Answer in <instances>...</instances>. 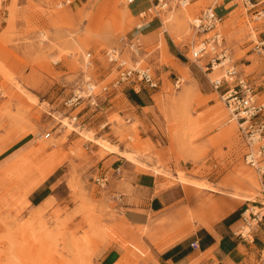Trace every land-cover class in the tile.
Instances as JSON below:
<instances>
[{"label": "rangeland", "instance_id": "374dc122", "mask_svg": "<svg viewBox=\"0 0 264 264\" xmlns=\"http://www.w3.org/2000/svg\"><path fill=\"white\" fill-rule=\"evenodd\" d=\"M129 1L89 0L77 7L58 6L56 0H0V264H160L145 229L169 245L202 227L199 219L219 214L210 207L221 202L236 204L230 212L239 207L264 213L258 207H264V176L246 164L237 124L226 123L229 113L209 72L189 59L198 39L191 20L212 0H191L186 9L172 6L142 29L137 8L153 0ZM221 4L226 46L264 101V53L253 49L264 39V17H255L241 0ZM113 47L128 65L149 67L159 88L121 83L98 99V107L87 101L65 105L87 81L101 86L117 78L115 65L112 70L104 57ZM134 89L154 94L161 118L157 144L119 113L104 117L114 90L120 97ZM89 118L94 123L85 126ZM107 121L114 122V136L127 149L158 159L148 167L128 152L145 177L163 181L148 182L149 189L127 187L116 177L118 168L112 189L111 173L97 169L109 151L86 139L111 144ZM105 174L108 181L101 185L96 179ZM169 189L177 191L173 204L152 214L148 226L127 221L123 197L150 198ZM187 223L191 227L183 233Z\"/></svg>", "mask_w": 264, "mask_h": 264}, {"label": "crops", "instance_id": "0c3cea01", "mask_svg": "<svg viewBox=\"0 0 264 264\" xmlns=\"http://www.w3.org/2000/svg\"><path fill=\"white\" fill-rule=\"evenodd\" d=\"M88 1L74 0L73 5L78 7ZM150 6H139L137 8L139 9L138 14ZM167 21L169 22L170 19ZM146 25L147 23L145 22L140 26L137 25V28L142 29ZM173 43L179 50L174 41ZM111 94L110 102L106 103L105 106L106 113L104 117L106 119H108L110 112L115 111L126 120L129 126L136 123L137 131L143 139L149 138L155 144L161 141L159 132V129H161V118L157 114L154 94L142 89L128 90L127 93L122 94L120 97H118V91L116 90ZM82 118L84 119V115H82ZM107 122L110 129L106 133H110V142L119 151L106 152L104 156H101L97 169L99 168L102 173H111L112 189H114V170L118 168L121 169V172L117 173V179L124 181L123 184L125 186H127L126 183H130L132 188L149 189L148 182L162 180L158 176H155L154 179L145 177L144 173L146 172H143L137 163L129 160L123 152L132 153L139 162L146 164L148 167L158 165V159L153 156H145V154L137 155L134 150L127 149L125 144L114 136V122ZM92 123H94L93 119L89 118L85 126ZM98 149L97 147L96 150ZM127 187L126 189H128ZM176 193V190L169 189L150 198L136 194L123 197L122 200L127 203L123 212L125 218L130 224L144 228V226L150 224L152 214L165 213L168 210L170 205L173 204L171 202ZM235 206L236 204L233 202H221L219 205L210 207L212 210L220 211V213L214 217L207 216L199 219L200 223L203 224L202 227L189 234L187 233L188 235L184 234L183 238L180 237V240L169 245L159 241L155 235L149 234L148 229H145L144 234L149 237L152 244L149 247V251L160 264H264V216L251 234L242 236L240 231L244 223L242 218L243 211L238 207L230 212L231 208L233 209ZM258 207L264 209L263 206ZM190 227V224H185L183 233ZM194 241L198 242V248L191 247V243Z\"/></svg>", "mask_w": 264, "mask_h": 264}, {"label": "built area", "instance_id": "2783aa9c", "mask_svg": "<svg viewBox=\"0 0 264 264\" xmlns=\"http://www.w3.org/2000/svg\"><path fill=\"white\" fill-rule=\"evenodd\" d=\"M58 6L70 5L74 0H56ZM130 0L129 2H131ZM191 0H154L152 5L143 10L139 16L143 23L149 18H160L165 10L175 7H186ZM246 10H253L255 17H264V0H241ZM221 0H212L211 4L200 14L194 16L191 20V27L198 39L191 47V56L189 59L197 64L203 72L207 74L213 88L220 92V97L225 104L229 116L227 123L236 121L238 131L244 142V159L248 166L253 168L261 178L264 176V101L258 97L255 87L248 80L247 76L239 69L237 61L233 58L230 49L226 46L224 34L220 28L223 16L217 12V7ZM142 23V24H143ZM2 20L0 18V26ZM142 24H139L142 25ZM254 51L263 55L264 39L257 40L254 45ZM104 57L114 69L118 71L117 78L110 84L101 85L94 81H87L83 86H78L72 96L65 101L68 107H76L84 101L92 107H98V99L110 91V87L117 88L121 83H128L147 90H156L159 88V77L149 68L142 67L135 63L128 65L123 60L121 51L118 48H110L104 51ZM219 68V77H210V74ZM183 79L178 77L175 86L180 88ZM74 123L78 120V115L71 116ZM107 124H104L105 127ZM51 133H47L49 138ZM99 184L105 185L108 176L105 174L96 179ZM250 212L249 218L244 216ZM242 214L243 226L240 234L242 236L251 234L254 226L258 225L264 214L253 211L249 208ZM246 227L249 228L246 230ZM247 231V232H246ZM191 247L198 248L197 241L191 243Z\"/></svg>", "mask_w": 264, "mask_h": 264}, {"label": "bare ground", "instance_id": "6f19581e", "mask_svg": "<svg viewBox=\"0 0 264 264\" xmlns=\"http://www.w3.org/2000/svg\"><path fill=\"white\" fill-rule=\"evenodd\" d=\"M180 18V17H179ZM183 19V18H182ZM181 19V20H182ZM177 20V19H176ZM179 20V19H178ZM177 20V21H178ZM185 20V19H184ZM165 22H168V21H165ZM185 22V21H184ZM182 24V23H181ZM185 24V23H184ZM167 25V24H166ZM184 25H182V27H183ZM230 51V50H229ZM123 60H125V59H123ZM126 61V60H125ZM127 62V61H126ZM218 69L219 68H216L215 70H214V72L213 73H218ZM212 73V74H213ZM220 75L219 74H217L215 77H219ZM214 77V78H215ZM227 109V108H226ZM228 119V118H227ZM226 123H227V120H226ZM231 123H234V124H236V121H231V122H229V123H227V124H231ZM64 125H66V126H71V124L70 123H64ZM86 135V134H85ZM47 136V134L45 135V137ZM86 139H88V140H90V141H94L96 144H98V145H100V146H102V147H104L105 149H107L109 152H114V151H119L118 149H117V147L116 146H114V145H112V144H109V143H106L105 141H100V140H97V139H93V137L91 138L90 136L89 137H87ZM123 154L129 159V160H132L133 161V157H132V155L130 154V153H128V152H123ZM178 177V176H177ZM259 177H260V175H259ZM180 181H182V182H186L187 181V179H185L184 177H182V176H180V178H178ZM198 185H200V186H203V187H205V188H209V189H211V190H216V188H214V187H210V186H208L207 184H204V183H197ZM248 212V211H247Z\"/></svg>", "mask_w": 264, "mask_h": 264}]
</instances>
